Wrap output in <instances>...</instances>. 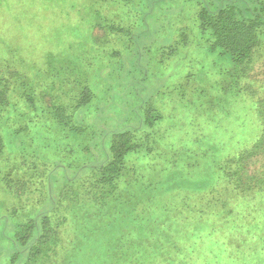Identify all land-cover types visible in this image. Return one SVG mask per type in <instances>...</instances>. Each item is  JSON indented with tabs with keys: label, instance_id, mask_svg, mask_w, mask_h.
Returning <instances> with one entry per match:
<instances>
[{
	"label": "rangeland",
	"instance_id": "374dc122",
	"mask_svg": "<svg viewBox=\"0 0 264 264\" xmlns=\"http://www.w3.org/2000/svg\"><path fill=\"white\" fill-rule=\"evenodd\" d=\"M198 1L205 0H0V73L16 72L29 82L11 96L12 112L0 125L6 145L0 155V264H11L17 226L46 212L66 219L63 248L74 229L89 236L69 255L74 264L113 261L104 246L122 239L126 227V248L134 240L141 259L151 256V245L174 244L184 248L174 256L183 264H264L263 196L226 200L235 213L226 210L201 224V205L231 196L215 184L204 192L195 188L217 175V164L252 145L260 125L255 101L264 97V44L249 72L231 78L229 54L210 50L199 30ZM208 1L212 7L228 2ZM110 24L118 31H109ZM73 79L85 82L94 97L74 114L72 128L48 108L60 95L69 101L64 90L70 88L61 91V80ZM27 95L36 111L27 107ZM18 107L26 114L15 112ZM149 107L163 116L151 130L160 148L128 162L139 169L121 182L134 185L137 178V190L122 195L120 213L91 219L90 170L107 162L115 133L130 130L144 141ZM91 224L97 230L90 233ZM141 226L154 233L150 243ZM125 250L133 254L132 247Z\"/></svg>",
	"mask_w": 264,
	"mask_h": 264
},
{
	"label": "trees",
	"instance_id": "16d2710c",
	"mask_svg": "<svg viewBox=\"0 0 264 264\" xmlns=\"http://www.w3.org/2000/svg\"><path fill=\"white\" fill-rule=\"evenodd\" d=\"M195 7L197 9L195 17L198 21L199 30L210 44V50L215 51L219 49L222 53L229 54L230 61L233 63V71L235 70V73L231 75L232 68H230L228 70V72H231L229 76L231 75V78L243 77L244 73H248L252 68V64L256 63L258 51L264 44V0H228L227 3L223 2L218 7H212V3L205 0L202 2L198 1ZM115 27V25L110 24L107 28L112 32L118 31L119 28ZM10 75L12 74L3 76L0 73V111L3 108L7 109L5 113H3V110L1 111L0 125L3 124L6 113L8 111L12 112L9 110V107L11 106L13 95L20 94L24 85L29 86L26 77H23L21 74L15 72L12 76ZM65 86L70 88L69 90H64L65 96L68 97L69 101H61L63 97L60 95L58 96V100H56L59 101L56 102L58 105H53L48 109L50 114L60 123L66 126L70 124L73 128L72 119L74 114L79 109L89 105L93 100L94 94L85 82L78 79H73L72 81L61 80V91L65 89ZM244 91L240 90L237 93L230 92L228 94L231 97H236ZM246 92L249 98L254 99L248 90ZM27 102L29 103L27 107L33 108L30 111H36V103L33 96L27 95ZM255 103L257 104L260 125L254 135L252 145L245 147L237 156H232L228 161L217 164V175L210 173L206 179L202 180L195 187L198 191L204 192L208 187L211 189L210 186L215 184L218 189L225 191V193L231 196L221 201L215 197L214 201H209L210 206L206 205L203 207L201 205L199 211L201 224L205 222L211 223L210 220H207V217L219 215V213H223L226 210H230L232 214L235 213L236 208L234 206L229 208L232 203L230 202V204L226 200L241 198L242 200L253 202L252 198L257 195H261L264 198V97L262 100H256ZM15 112L21 115L26 114L19 107L15 109ZM162 118L163 116L159 111H156L152 107L147 108L144 123L149 130L145 133L143 142H141L142 140H137L135 133L130 130L113 135L107 162L100 167L90 170L91 174L89 178L92 190L88 191V193L92 194L94 201L91 208H89V217L91 219L95 217L94 215L98 216L100 213L113 217L119 214L122 208V195L132 188L137 190L135 185L138 182L137 178L134 180V185H131L129 180L121 182V179L129 171L135 172L139 169L136 164L129 166L128 162L131 158L135 157L136 161H139L137 157L151 155L156 149L160 148L157 145L158 141L155 136L157 133L151 130H154L156 127V120H161ZM74 129L78 128L74 127ZM5 147L0 127V155L4 152ZM158 158H162L161 155L154 157V159ZM220 181L226 184H219ZM174 190L179 191L181 189L174 188ZM174 193L176 192L172 194ZM206 202L208 204V200ZM259 211L260 208H257L256 211H251L249 219L252 218L255 212ZM174 213L180 219V212L176 210ZM205 218L207 219L205 220ZM113 219L111 220L113 221ZM112 221L106 225L110 231L114 227V222ZM65 223L66 219L61 214L55 216L46 212L41 213L37 219L27 220L25 223L19 224L13 234L16 249L10 257V263L74 264L69 255L72 254L74 256L79 253L83 248L81 246L89 240V236H82L80 234L81 231L74 229L73 240L68 243L70 244L69 246L63 248L62 228L66 225ZM254 226H252V229L256 228ZM129 228L126 227L125 233L121 236L124 240L119 239L116 244L108 242L104 246V253L108 257H113L114 260L109 263L104 261L101 264H183L180 259L174 257L183 253L184 248L181 245L164 244L163 247L151 245L148 247L151 250V253L148 254L151 256L147 259H141L139 257L142 254L141 247L136 246L133 240L131 241L133 254L129 253L125 250H131V247L126 248L128 238L130 237ZM140 229H143L142 235L148 238V243H150L149 239L154 240V233L149 231L150 227L144 228L141 226ZM96 230L97 228L93 224L88 228L89 232ZM236 230H239V228H236ZM216 232H218L217 228ZM161 250L163 254L160 253ZM63 252H65L66 256H64L65 260L62 263L58 258ZM130 255L131 259L125 257ZM119 256H124L126 260L115 262V259Z\"/></svg>",
	"mask_w": 264,
	"mask_h": 264
}]
</instances>
